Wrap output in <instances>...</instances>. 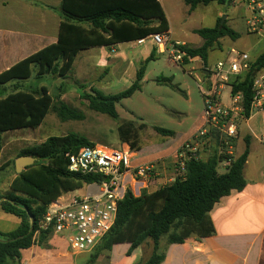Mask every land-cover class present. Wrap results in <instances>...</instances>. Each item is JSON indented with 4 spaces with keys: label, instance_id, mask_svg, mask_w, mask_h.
Instances as JSON below:
<instances>
[{
    "label": "trees",
    "instance_id": "16d2710c",
    "mask_svg": "<svg viewBox=\"0 0 264 264\" xmlns=\"http://www.w3.org/2000/svg\"><path fill=\"white\" fill-rule=\"evenodd\" d=\"M227 1L229 0H184L191 11L200 5H224ZM60 11L62 21L57 41L0 74V88L3 89L0 92V156L5 133L38 128L52 109L57 110L62 119L84 118L82 113L64 103L60 107H54L53 97L46 87L22 89L13 82L29 81L33 77L43 78L47 75L65 79L72 72L81 51L136 42L152 34L170 30L160 0H63ZM195 31L204 39L203 45L198 48L186 46L185 49L190 57L200 58L206 68L209 67V52L216 47L221 48V39H236L239 36L228 27L226 20L221 24V18L214 27ZM263 68L264 52L256 58L253 68L247 74L231 84L233 94L242 92L244 95L243 106L248 119L254 98V79L257 71ZM144 77L145 66H142L136 73L135 81L126 90L108 95L91 88L90 93L84 97L92 110L118 119L117 105L141 90ZM9 83L12 90L7 92L6 85ZM59 92L63 93L62 86ZM145 127L144 123L139 125V129L143 130ZM154 128L165 137L175 136L171 130L156 126ZM118 132L122 145H129L133 151L140 150L138 130L133 122L121 124ZM192 139H195L194 136ZM214 142L213 153L207 159L188 160L184 172L173 182L155 191L144 190L140 196L128 191L119 204L113 228L91 253V262H96L104 251H111L116 244H130V254L151 240V256L138 264H161L165 259V253L160 252L163 237H167L170 245L184 243L193 236H213L215 228L211 212L223 197L246 187L244 167L250 154L248 139L244 152L237 158L219 154V148L224 142L218 135ZM94 145L88 138L77 133L53 136L40 144L20 150L16 158L28 156L37 160L21 174H17L15 170L16 158L0 167L2 171L12 165L16 175L6 191L0 190V208L21 221L16 230L0 232L3 240L0 241V264H20L23 250L33 245L46 246L52 232L42 230L40 223L48 206L65 193L80 190L85 184L101 180L98 175L79 177L68 170V153ZM225 159L232 161L220 173V165Z\"/></svg>",
    "mask_w": 264,
    "mask_h": 264
},
{
    "label": "rangeland",
    "instance_id": "374dc122",
    "mask_svg": "<svg viewBox=\"0 0 264 264\" xmlns=\"http://www.w3.org/2000/svg\"><path fill=\"white\" fill-rule=\"evenodd\" d=\"M231 1L235 4H231L229 0L224 5L211 3L208 6L200 5L191 11L190 6L184 0H162L172 37L185 42L187 47L198 48L203 45L204 39L195 30L214 27L219 20V12H223L220 16L221 19L224 16L228 18V27L240 34L236 39L230 37L222 39L221 48L216 47L209 52V67L218 60L224 59L227 56V51L231 48L245 51L253 59L264 52V32L253 33L247 25V20L251 16L247 1ZM152 46L153 42L147 40L142 45H138L136 42L116 45L115 52L111 51L112 48H91L79 53L72 72L65 79L59 78L57 75H47L43 78L33 77L31 80L25 81L29 85L46 87L53 97L54 107H60V104L64 103L82 113L84 118L82 120L62 119L57 110L52 109L38 128L5 133L0 167L15 159L21 149L40 144L49 137L65 136L70 133L84 136L95 144L122 148L118 128L125 122H133L138 130L141 156L149 153L153 146L161 150L166 148L165 142H169L170 146L179 144L195 129L203 115L204 99L197 81L198 78L203 79L205 67L200 58L187 64L173 63L169 60L168 54L159 53L156 47H154L157 51L155 58L151 59L148 50ZM101 53L106 54V60L110 61L111 59L113 64L108 62L107 66L98 65ZM142 66H145V77L141 90L117 105L118 119H113L90 108L89 101L84 95L90 93L91 88L98 89L108 95L120 93L135 81L136 73ZM60 86L63 87V93L59 92ZM230 92L229 86H225L221 91V103L225 106L231 105ZM263 115L264 113L256 114L254 121H257L256 127L260 135L264 134ZM143 123L146 127L143 130L139 129V125ZM238 124L242 134H245L247 132L245 121L239 120ZM155 126L171 130L175 136L165 137L157 133ZM237 138L230 141H235ZM242 145L241 141L238 153H241ZM213 150L212 147L207 155L203 153V158L207 159ZM170 161L171 163H166V167L171 171H163V168H160L159 173H164L160 176L156 172L157 178H166L163 183H169L170 179H175L180 175L177 158H172ZM223 171H225L224 166L220 167V172ZM12 174H14L12 165L10 168L0 171V190L2 192L8 189V181ZM86 190L84 186L70 194L83 196ZM19 222L17 217L8 215L0 209L1 233L16 229ZM163 241L167 243L166 236L163 237ZM70 252L73 253L71 250ZM160 252H163V249H160ZM88 257V253H75L74 255V259L77 261L86 260ZM82 264L87 263L84 261Z\"/></svg>",
    "mask_w": 264,
    "mask_h": 264
},
{
    "label": "crops",
    "instance_id": "0c3cea01",
    "mask_svg": "<svg viewBox=\"0 0 264 264\" xmlns=\"http://www.w3.org/2000/svg\"><path fill=\"white\" fill-rule=\"evenodd\" d=\"M62 1L0 0V74L57 41L62 21L60 11ZM160 3L162 5V0ZM230 3L235 4L231 0ZM222 14L223 12L218 13V19ZM233 23L236 25L234 20ZM169 31L172 36L171 28ZM172 39L181 42L173 37ZM114 47L102 48H112L111 51L115 52ZM154 47L156 46L153 43L152 48L148 50L151 59L155 58V52H157L154 51ZM100 55L98 65L107 66L108 62L113 64L111 59L106 60V54ZM205 68L203 75L206 73ZM13 84H17L22 89L41 88L29 85L25 81L13 82ZM6 90L7 92L12 90L10 83L6 85ZM2 91L3 89L0 88V92ZM255 119L254 115L245 121L247 127L245 134H242L239 128L238 138L231 142L230 149L232 157L237 158L246 148V139L250 142V154L244 167L246 187L242 191H234L229 196L223 197L216 204L211 212L215 228L213 236L206 238L193 236L184 243L170 245L162 238L160 249H163L165 259L161 264H264V134L258 133ZM262 120L264 121V115ZM202 124L201 116L195 129L176 146H170L169 142H165L166 148L161 150L153 146L149 153L141 156L142 150L139 145L140 150L133 151V164H153L159 176L164 174L159 173L160 168H163V171L169 170L166 163H171L170 160L175 158L178 150L197 133ZM241 141L243 142L242 151L238 153ZM207 153L209 152H205L206 155ZM223 166L226 167L224 163H221L220 167ZM8 168L10 166L6 169ZM15 177V174L10 176L8 188ZM164 180H166L165 177L157 178L156 184L148 191H155L173 182L174 179H170L169 183H163ZM20 223L21 221L18 227ZM130 248L131 245L128 243L116 244L111 251L103 252L96 262H91V254L86 260L77 261L74 259L75 253L70 252L66 239L59 235H52L46 246L33 245L23 250L20 264H82L84 261L87 264H138L151 256L153 242L146 241V244L140 245L129 254Z\"/></svg>",
    "mask_w": 264,
    "mask_h": 264
},
{
    "label": "built area",
    "instance_id": "2783aa9c",
    "mask_svg": "<svg viewBox=\"0 0 264 264\" xmlns=\"http://www.w3.org/2000/svg\"><path fill=\"white\" fill-rule=\"evenodd\" d=\"M246 1L251 13L247 25L251 32L261 34L264 32V0ZM147 40L154 43L159 53L168 54L173 63L185 64L195 60L188 55L185 43L172 39L170 31L152 34L136 43L142 45ZM255 61L249 53L231 48L224 59L205 68L207 75H203V79L198 78L197 85L204 99L203 124L194 135L195 139L186 141L175 156L180 174L188 160L203 159L202 154L210 152L217 135L224 142L219 154L232 156L230 140L239 134V120L248 118L243 106L244 95L242 92L233 94L231 84L247 74ZM225 86L231 89L229 106L221 103V91ZM252 90L254 98L250 118L264 113V68L257 71ZM66 157L71 173L79 177L98 175L101 180L85 184L87 190L83 196L69 192L53 201L41 220L40 228L65 238L73 253L91 254L113 228L119 204L126 193L132 191L135 196H140L156 184L157 173L153 164L134 165V153L129 145L114 148L95 144L68 153ZM231 161L225 159L223 163L228 166Z\"/></svg>",
    "mask_w": 264,
    "mask_h": 264
},
{
    "label": "water",
    "instance_id": "95a60500",
    "mask_svg": "<svg viewBox=\"0 0 264 264\" xmlns=\"http://www.w3.org/2000/svg\"><path fill=\"white\" fill-rule=\"evenodd\" d=\"M226 16H224L221 19V24H223L226 20ZM207 75V72L205 73ZM37 162V160L33 157H28V156H20L15 159V170L17 174H21L27 167L34 165ZM33 222V220H32ZM33 230V228L31 229ZM0 241H3L0 238Z\"/></svg>",
    "mask_w": 264,
    "mask_h": 264
}]
</instances>
